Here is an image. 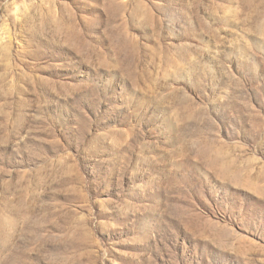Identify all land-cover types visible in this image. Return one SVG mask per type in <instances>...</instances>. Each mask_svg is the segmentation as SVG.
<instances>
[{
    "label": "rangeland",
    "instance_id": "374dc122",
    "mask_svg": "<svg viewBox=\"0 0 264 264\" xmlns=\"http://www.w3.org/2000/svg\"><path fill=\"white\" fill-rule=\"evenodd\" d=\"M0 264H264V0H0Z\"/></svg>",
    "mask_w": 264,
    "mask_h": 264
}]
</instances>
